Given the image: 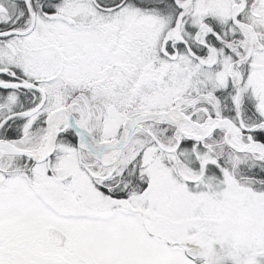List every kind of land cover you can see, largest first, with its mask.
I'll return each instance as SVG.
<instances>
[{
    "label": "snow or ice",
    "instance_id": "snow-or-ice-1",
    "mask_svg": "<svg viewBox=\"0 0 264 264\" xmlns=\"http://www.w3.org/2000/svg\"><path fill=\"white\" fill-rule=\"evenodd\" d=\"M0 264H264V0H0Z\"/></svg>",
    "mask_w": 264,
    "mask_h": 264
}]
</instances>
